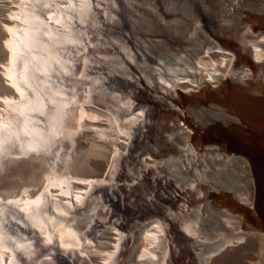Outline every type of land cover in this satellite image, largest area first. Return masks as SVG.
I'll return each mask as SVG.
<instances>
[{"label":"bare ground","instance_id":"bare-ground-1","mask_svg":"<svg viewBox=\"0 0 264 264\" xmlns=\"http://www.w3.org/2000/svg\"><path fill=\"white\" fill-rule=\"evenodd\" d=\"M3 5L0 8V53L3 50L7 53L0 54V75L10 89L5 90L0 85V193L11 195L38 184L47 189L30 205L21 199L13 204L14 208L6 210L0 206V264H23L18 256L21 252L29 254L32 246L41 249V241L27 238L18 240L19 249L12 248V234L24 235L25 230L33 232L35 239L45 235L47 240L56 234L61 249L66 252L74 249L92 262L108 261L116 248H120L121 253L115 255L112 264H122L126 257V264L150 261L157 256L152 245L158 237L153 233H140L132 254L123 247V240L109 231L98 236L95 246L84 243L76 235L91 221L90 217L87 214L66 217L62 212L73 213L68 203L75 205L80 201L89 188L87 180L101 176L108 165L111 166L113 154L124 145L123 121L127 118L122 116L121 104L108 88L115 87L118 81L126 84V79L133 82L135 69L147 79L148 74L168 77L177 73L190 81L187 84L190 87L205 86L201 76L219 79L228 74L225 81L228 91L233 97L238 92L243 101L246 94L240 88L244 83L233 78L246 82L264 77V63L252 65L263 56L257 47L263 37H238L239 45L228 43L225 48L229 53L211 45L201 46L203 42L213 41L196 35L189 38L190 41L186 23L180 16L165 21V15L181 14L180 4L175 0H61L59 5L56 2L53 8L42 12L31 0H9ZM35 12L43 19L36 17ZM202 20L199 18L200 22ZM23 22L25 27L18 35L17 25ZM57 23L63 24V28L59 29ZM155 30L161 33L155 35L157 37L153 35ZM166 36L179 46L171 48L161 42L168 39ZM145 58L152 64L146 63ZM229 60L234 62L233 69L225 72L222 67L230 65ZM153 61L158 62L157 65ZM187 72L190 73L186 76ZM87 79L94 81L91 84ZM72 84L80 86L78 99L63 94L64 87ZM22 93H26L28 100ZM226 97L225 102L219 97L217 114L220 117L230 114L229 95ZM24 113L36 117L45 115V120L40 122L32 116L27 119ZM67 138L71 140L68 149L72 158L64 146ZM186 140L185 133L170 136L168 143L172 148L166 154L172 156L162 157L166 158L164 162L168 163L175 181L194 184L192 190L183 189L188 198L195 197L197 192L224 194L220 203L208 197L202 208L195 205L186 210L194 213L183 227L207 240L200 264H264V235L234 233L241 229V221L239 215L231 211L236 199L248 197L251 183L258 186V181L254 176L250 178L245 162L232 155L214 157L201 164L186 163L179 149ZM53 170L68 172L69 178ZM48 204L50 210L46 208ZM220 204L227 208H221ZM19 206L22 210L18 211ZM113 207L119 208L116 204ZM123 211L124 214V208ZM118 212L119 209L111 214ZM7 215H11L12 220H20V225ZM192 217L197 223L188 222ZM69 220L72 222L67 223ZM7 222L15 228L3 232ZM71 225L73 228H68ZM135 232L130 234L129 241L134 240ZM6 247L10 249L8 253L2 250ZM37 264L57 263L38 259Z\"/></svg>","mask_w":264,"mask_h":264},{"label":"water","instance_id":"water-1","mask_svg":"<svg viewBox=\"0 0 264 264\" xmlns=\"http://www.w3.org/2000/svg\"><path fill=\"white\" fill-rule=\"evenodd\" d=\"M108 1L105 0V2ZM175 1L180 4L181 14L162 15L166 16V22L180 16L186 23L188 29L186 31H189L188 39L194 35L202 39L209 38L213 43L203 42L201 46L211 45L229 53L225 48L229 46L228 43L234 46L239 45L238 37L261 38L262 36L263 38L259 39L260 42L256 45L260 47L263 56L255 62L251 59L250 62L253 66L264 63V0ZM35 16L43 19L36 12ZM199 18L203 20L200 22ZM59 24L58 28H63V24ZM167 29L173 31V28ZM160 34L156 31L153 35ZM167 38L166 40L162 38L161 42L169 44L171 48L179 46L177 42L171 41L172 38ZM139 52L142 53L141 50ZM144 60L152 64L146 58ZM122 62L126 64L128 61ZM153 63L157 65L158 62L153 61ZM229 63L227 67H222L223 71L228 72L233 69L234 62L229 60ZM243 65L248 68L246 67L248 65ZM235 67L238 68L239 64ZM132 72H135L131 77L133 82L126 79V84L118 81L115 87L108 88L112 91V95L118 98L121 104L120 110L124 113L122 116L127 118L123 121L125 124L124 134H122L125 136L123 147L116 150L111 158V166L108 165L101 176L87 180L86 184H89V188L80 201L74 203L75 205L68 203L73 213L62 211L66 213V217L72 215L78 217L83 214L90 217L91 221L76 234L78 239L96 246L100 234L113 232L120 237V241L123 240L126 251L132 254L134 245L139 241L140 233L149 232L158 237L152 245L154 254L157 256L150 261L144 260L143 264H195V261L197 264L201 263L200 256L205 249L206 239L194 236L191 231L183 227L186 219L194 213V211L186 212V210L195 205L202 208L203 202L209 198L217 199L220 203L224 194H221V191L208 192V195L197 192L193 198L185 195L183 189L192 190L195 187L194 184L183 185L181 182H176L171 170L167 167L168 163L164 162L167 155L172 156L166 154L171 152L172 148L168 143L169 137L179 133L187 134L186 142L179 148L184 154L183 159L188 161L186 163L201 164L206 160L225 155L239 157L245 162L250 178L254 176L258 186L252 182L249 196L236 199L234 206L231 207V211L239 215L241 221V229L234 233L255 232L264 235V77L260 76L258 80L243 82L244 79L233 76L237 82L244 83L240 90L242 89L246 95L241 101L238 92L233 97L228 91L225 82L228 80L226 73L219 79L201 76L205 86L190 87L187 85L190 81L177 73L169 74L168 77L157 74L150 77L148 74L147 79L136 69ZM189 73L187 72L186 76ZM87 81L92 84L94 80L87 79ZM72 85L64 87L63 94L78 99L80 86ZM109 90L106 91L109 92ZM226 95H229L230 114L220 117L217 114L221 102L219 97L225 102ZM213 96L218 97L214 99ZM24 115L27 119L33 117L40 122L45 120V115L42 117H36L33 114L29 116L26 113ZM46 189L44 185L38 184V186L24 187L11 195L0 193V206L8 210L14 208L13 204L21 199L30 205L43 195ZM30 191L35 192L30 194ZM113 204H116V208L119 206V212L115 215L111 213L118 209H114ZM220 206L227 208L224 204ZM19 207L20 209L17 210H22L21 206ZM46 208L50 210L49 204ZM7 218L12 220L11 215H7ZM12 221L17 223V226L20 225V220ZM71 222V220L67 221V223ZM188 222L197 223V220L192 217ZM6 224L3 232H10L12 228H15L11 223ZM72 226L68 228H73ZM135 230L134 240L129 241L130 234L133 235ZM25 231L27 234L24 235L19 232L12 234L10 241L13 249H19L20 241L25 238L41 241L42 245L40 250L32 246L33 250L29 254L21 252L18 256L23 264H37L38 259L55 260L57 264H112L115 255L121 253L120 248H116L108 261L92 262L85 256H80L74 249H69L70 251L67 252L61 249L59 237L56 234L49 236L50 239L47 235L45 240V235L35 239L33 232ZM124 238L127 242H124ZM25 243L29 242L23 244ZM2 250L6 253L10 251L8 247ZM126 260L122 264H126Z\"/></svg>","mask_w":264,"mask_h":264},{"label":"rangeland","instance_id":"rangeland-1","mask_svg":"<svg viewBox=\"0 0 264 264\" xmlns=\"http://www.w3.org/2000/svg\"><path fill=\"white\" fill-rule=\"evenodd\" d=\"M6 1H9V0H0V8L1 7H4V3L6 2ZM38 1V4L37 3H35V1L34 0H31V3L33 4V5H35V7H38V11L39 12H42V11H45V10H48L49 8H53V5H55L56 4V2L58 3V5L60 4V2H61V0H36V2ZM35 3V4H34ZM47 8V9H46ZM17 27H18V31H17V34L18 35H21L22 34V27H25V23L23 22L21 25H17ZM18 38V37H17ZM6 50H3V52L2 53H0V54H3V55H6ZM0 85L2 86V88H5V90H9L10 89V87H9V85H8V82L3 78V76H2V78H1V75H0ZM22 96L23 97H26V99L25 100H28V98H27V95H26V93H22ZM66 142H65V145L64 146H66L65 147V149H66V151L68 152V154L70 153V151H69V147L71 146V140L69 139V138H67L66 140H65ZM60 152L59 153H61L62 154V150H59ZM59 155V154H58ZM70 155V157L72 158V155L71 154H69ZM54 158H55V156H54ZM70 158V159H71ZM63 162V161H62ZM53 168L55 167V166H52ZM65 167H67V165H65ZM55 171V173L56 174H59V175H62V176H66V178H69V176H68V172H67V174L66 173H64V171H61V170H54ZM54 173V174H55ZM53 174V175H54ZM66 174V175H65ZM53 175H51V176H53ZM56 179H57V177H56Z\"/></svg>","mask_w":264,"mask_h":264},{"label":"snow or ice","instance_id":"snow-or-ice-1","mask_svg":"<svg viewBox=\"0 0 264 264\" xmlns=\"http://www.w3.org/2000/svg\"><path fill=\"white\" fill-rule=\"evenodd\" d=\"M9 203H11V201ZM49 242H51V241H49Z\"/></svg>","mask_w":264,"mask_h":264}]
</instances>
